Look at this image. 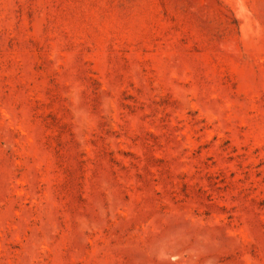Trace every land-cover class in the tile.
<instances>
[{
  "label": "rangeland",
  "instance_id": "374dc122",
  "mask_svg": "<svg viewBox=\"0 0 264 264\" xmlns=\"http://www.w3.org/2000/svg\"><path fill=\"white\" fill-rule=\"evenodd\" d=\"M0 264H264V0H0Z\"/></svg>",
  "mask_w": 264,
  "mask_h": 264
}]
</instances>
